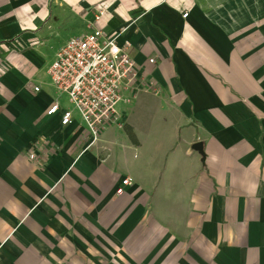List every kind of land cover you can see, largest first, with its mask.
<instances>
[{
  "label": "crops",
  "instance_id": "0c3cea01",
  "mask_svg": "<svg viewBox=\"0 0 264 264\" xmlns=\"http://www.w3.org/2000/svg\"><path fill=\"white\" fill-rule=\"evenodd\" d=\"M124 27L136 106L93 141L48 69ZM0 264H264V0H0Z\"/></svg>",
  "mask_w": 264,
  "mask_h": 264
},
{
  "label": "built area",
  "instance_id": "2783aa9c",
  "mask_svg": "<svg viewBox=\"0 0 264 264\" xmlns=\"http://www.w3.org/2000/svg\"><path fill=\"white\" fill-rule=\"evenodd\" d=\"M104 11L96 16L99 20ZM188 16V13L183 15ZM127 30L106 34L95 28L84 35L73 36L57 52L54 62L48 69L55 88L68 95L70 102L78 111L97 141L102 128L111 120H117L119 105L129 103L136 97L137 69L129 48L131 43H119L120 36ZM154 62V59H150ZM40 87H35L39 90ZM59 103H53L47 114L59 110ZM72 121L70 110L64 112L62 123ZM129 179L122 181L117 194L124 193Z\"/></svg>",
  "mask_w": 264,
  "mask_h": 264
},
{
  "label": "water",
  "instance_id": "95a60500",
  "mask_svg": "<svg viewBox=\"0 0 264 264\" xmlns=\"http://www.w3.org/2000/svg\"><path fill=\"white\" fill-rule=\"evenodd\" d=\"M193 148L197 151H199L202 155H203V159L205 157V152H204V149H203V143L198 141V142H195L193 144Z\"/></svg>",
  "mask_w": 264,
  "mask_h": 264
},
{
  "label": "rangeland",
  "instance_id": "374dc122",
  "mask_svg": "<svg viewBox=\"0 0 264 264\" xmlns=\"http://www.w3.org/2000/svg\"><path fill=\"white\" fill-rule=\"evenodd\" d=\"M134 103H135V99L129 103H123L122 105H126V106H128L129 109H131L132 107L135 108L136 104H134ZM133 116H134V114H133Z\"/></svg>",
  "mask_w": 264,
  "mask_h": 264
},
{
  "label": "trees",
  "instance_id": "16d2710c",
  "mask_svg": "<svg viewBox=\"0 0 264 264\" xmlns=\"http://www.w3.org/2000/svg\"><path fill=\"white\" fill-rule=\"evenodd\" d=\"M126 131L129 134V136L134 139V136H133V133H132L131 128H129L128 126H126Z\"/></svg>",
  "mask_w": 264,
  "mask_h": 264
}]
</instances>
